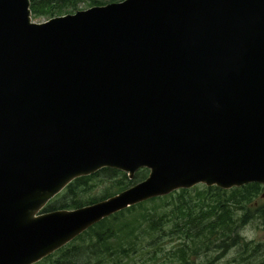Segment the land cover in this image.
<instances>
[{
  "label": "water",
  "instance_id": "95a60500",
  "mask_svg": "<svg viewBox=\"0 0 264 264\" xmlns=\"http://www.w3.org/2000/svg\"><path fill=\"white\" fill-rule=\"evenodd\" d=\"M0 0V264H36L131 206L264 185V0H123L35 22ZM147 177L41 213L101 169Z\"/></svg>",
  "mask_w": 264,
  "mask_h": 264
},
{
  "label": "trees",
  "instance_id": "16d2710c",
  "mask_svg": "<svg viewBox=\"0 0 264 264\" xmlns=\"http://www.w3.org/2000/svg\"><path fill=\"white\" fill-rule=\"evenodd\" d=\"M114 2L117 1L29 0V8L33 20H48L73 14L83 5L90 8ZM147 175L146 169H140L130 180L121 171L101 169L73 180L41 213L76 209L104 200L143 181ZM98 184H105L102 196L91 197L90 192ZM260 187L251 183L232 188L228 190L230 197L225 199L227 191L203 185L152 198L103 219L36 264L55 255L57 258L48 264H137L134 257L140 253L152 263L160 259V264H196L203 257L198 264H212L230 251L235 230L254 216L262 218L260 207L250 212L244 204L258 194ZM228 200L231 201L227 203ZM240 208L246 209L238 217L236 211ZM173 239L178 242L165 251L161 241Z\"/></svg>",
  "mask_w": 264,
  "mask_h": 264
},
{
  "label": "rangeland",
  "instance_id": "374dc122",
  "mask_svg": "<svg viewBox=\"0 0 264 264\" xmlns=\"http://www.w3.org/2000/svg\"><path fill=\"white\" fill-rule=\"evenodd\" d=\"M100 1V0H99ZM104 1H109V0H104ZM117 2H120L122 0H116ZM116 3V2H115ZM82 10L87 9L86 6H81ZM35 22H43L46 21L45 19H38V20H34ZM105 187V184H98L91 192H90V196L94 197V198H99L100 196H102L103 194V189ZM230 190V189H229ZM223 191H227V193H225V195L223 196V199L225 198H229L230 194L228 192V190H223ZM264 192V185L260 187V191L258 192V194H256V196L250 201V202H244V204H246V207L249 208L250 212H253L256 208H258L259 206L262 205V201H261V195ZM231 201L228 200L226 201L227 203ZM257 203V204H254ZM232 203L230 202V205ZM243 204V205H244ZM253 204V206H252ZM242 212L238 211L237 212V216H239ZM245 229L246 231V235L249 238H254V237H258L261 235V223L259 218H254L253 220L247 222L244 226H243V230ZM178 241L176 239H173L172 242H168V240H162L160 245L163 243V249H165V251L169 250V248L173 245L176 244ZM161 254H159L160 256ZM147 256L142 255V253H140V255H136L134 257V261L137 262V264H141L142 261H144V264H160L161 260H157L155 263L149 262L146 259ZM55 258H57V256H53L49 261H53ZM234 253L232 250H230L224 257H222L220 260H217L215 262H213L212 264H236L234 262ZM202 260H204V258L202 257V259H200L199 261L196 262V264L200 263ZM49 261H45L42 262V264H48Z\"/></svg>",
  "mask_w": 264,
  "mask_h": 264
},
{
  "label": "flooded vegetation",
  "instance_id": "af4514ba",
  "mask_svg": "<svg viewBox=\"0 0 264 264\" xmlns=\"http://www.w3.org/2000/svg\"><path fill=\"white\" fill-rule=\"evenodd\" d=\"M259 185L263 186L262 184ZM252 199L253 198H251V200ZM260 199L262 201V205L259 206L262 213V218L259 219L261 223V235L249 238L246 235L245 229L243 230L244 225L240 226L238 230H235V243L230 250L234 253L233 259L236 264L238 262H241L242 264H264V192L262 193ZM245 209L246 208H240V210H237L236 213L238 211L242 212ZM240 215L238 217H240ZM253 219H250L247 222Z\"/></svg>",
  "mask_w": 264,
  "mask_h": 264
},
{
  "label": "bare ground",
  "instance_id": "6f19581e",
  "mask_svg": "<svg viewBox=\"0 0 264 264\" xmlns=\"http://www.w3.org/2000/svg\"><path fill=\"white\" fill-rule=\"evenodd\" d=\"M123 1V0H122ZM121 2V1H120ZM115 3V2H114ZM251 184V183H250ZM258 184V183H257ZM244 186V185H243ZM242 187V186H241ZM239 188V187H238ZM47 213V212H46ZM61 249V248H60Z\"/></svg>",
  "mask_w": 264,
  "mask_h": 264
}]
</instances>
